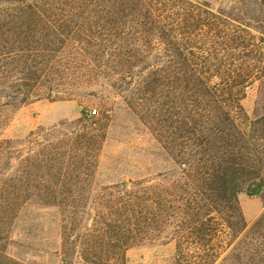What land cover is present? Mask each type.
I'll list each match as a JSON object with an SVG mask.
<instances>
[{
  "label": "trees",
  "instance_id": "obj_1",
  "mask_svg": "<svg viewBox=\"0 0 264 264\" xmlns=\"http://www.w3.org/2000/svg\"><path fill=\"white\" fill-rule=\"evenodd\" d=\"M93 76L129 94L173 165L104 186L91 200L54 197L42 205L70 214L68 232L86 231L79 250L85 262L124 264L128 249L171 235L179 258L191 262L202 250L199 263L213 264L215 245L225 248L228 236L246 227L239 195L264 194V36L194 0H0V113L41 99L70 100ZM254 85L249 115L243 101ZM88 129L77 140L64 134L66 150L47 136L34 138L40 151L27 159L25 176L42 168V152L50 150L45 167L55 182L12 179L0 190L8 194L0 221L15 217L28 200L19 198L32 191H79L63 177L67 161L81 167L93 158L70 145L95 142ZM75 171L70 177L92 175ZM2 260L12 261L0 251Z\"/></svg>",
  "mask_w": 264,
  "mask_h": 264
},
{
  "label": "rangeland",
  "instance_id": "obj_2",
  "mask_svg": "<svg viewBox=\"0 0 264 264\" xmlns=\"http://www.w3.org/2000/svg\"><path fill=\"white\" fill-rule=\"evenodd\" d=\"M194 1L206 2L215 12L232 14L248 24L255 34L264 36V0ZM73 94L70 100L41 99L0 113V190L10 185L15 177L18 185L27 181L48 185L55 182L45 167L50 150L42 152L44 158L43 155L39 157V160L44 159L42 168L39 171L33 168L31 177L25 176L27 159L36 157L40 151L33 144L38 134L47 136L54 144L59 142L60 147H64L62 150L70 147L61 141L66 137L64 134L72 133V138L77 140L84 129L90 128L97 136L90 145L70 144L75 154L88 153L93 157L81 167L76 159L66 162L70 167L63 180L77 186V193L52 195L32 191L19 198L28 200L15 217L0 221V251L12 260H2L0 264H92L81 259L79 253L86 231L76 227L68 232L73 221L70 214L41 202L54 197L91 200L104 186L152 176L173 165L142 109L130 103L128 93H116L105 78L93 76L80 82ZM256 95V85L247 90L243 105L249 115L254 111ZM94 110L93 117L84 118L83 112ZM71 169L76 170L75 174L89 170L92 175L70 177ZM85 186L90 193L82 190ZM7 196V193L0 194V199H7ZM15 197L10 195L9 198ZM239 203L246 227L235 238L228 236L232 242L225 248L215 245L219 258L213 264H264V194L260 197L241 193ZM203 254L202 250L195 251L193 255L198 258L186 262L179 258L173 237L165 235L128 249L124 264H200Z\"/></svg>",
  "mask_w": 264,
  "mask_h": 264
},
{
  "label": "built area",
  "instance_id": "obj_3",
  "mask_svg": "<svg viewBox=\"0 0 264 264\" xmlns=\"http://www.w3.org/2000/svg\"><path fill=\"white\" fill-rule=\"evenodd\" d=\"M90 113L92 114V113H95V110L94 111H90Z\"/></svg>",
  "mask_w": 264,
  "mask_h": 264
}]
</instances>
